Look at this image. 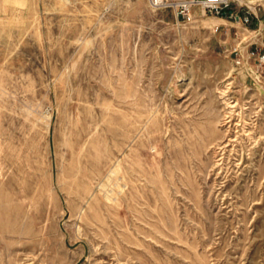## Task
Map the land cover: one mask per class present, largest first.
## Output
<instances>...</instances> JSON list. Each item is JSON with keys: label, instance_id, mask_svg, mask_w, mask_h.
<instances>
[{"label": "rangeland", "instance_id": "obj_1", "mask_svg": "<svg viewBox=\"0 0 264 264\" xmlns=\"http://www.w3.org/2000/svg\"><path fill=\"white\" fill-rule=\"evenodd\" d=\"M192 13L0 0V264H264V2Z\"/></svg>", "mask_w": 264, "mask_h": 264}, {"label": "built area", "instance_id": "obj_2", "mask_svg": "<svg viewBox=\"0 0 264 264\" xmlns=\"http://www.w3.org/2000/svg\"><path fill=\"white\" fill-rule=\"evenodd\" d=\"M159 9H170L177 20H192L194 8L201 14L210 13L229 18L236 23L249 25L257 18V10L264 0H149ZM235 65L249 69L256 81L264 83V50L258 47L250 49L234 48Z\"/></svg>", "mask_w": 264, "mask_h": 264}, {"label": "bare ground", "instance_id": "obj_3", "mask_svg": "<svg viewBox=\"0 0 264 264\" xmlns=\"http://www.w3.org/2000/svg\"><path fill=\"white\" fill-rule=\"evenodd\" d=\"M211 20H212V19H211ZM214 20H215V18H214L212 21H214ZM261 21H262V20H261ZM209 22H210V21H209ZM208 24H209V26H212V25L214 24V22H212V23H208ZM238 25H239V24H238ZM260 25H261V24H260ZM209 26H208V27H209ZM213 28H214V27H213ZM259 32H260V31H259ZM241 38H242V37H241ZM230 71H231V69H230ZM230 71H229V72H230ZM223 90H224V89H223ZM223 93H224V92H223ZM224 110H225V109H224ZM82 148H83V147H82ZM71 179H72V178H71ZM101 187H102V186H101ZM105 192H106V191H105ZM105 192H104V193H105ZM116 195H117V194H116ZM106 198H107V197H106ZM108 198H109V197H108Z\"/></svg>", "mask_w": 264, "mask_h": 264}]
</instances>
